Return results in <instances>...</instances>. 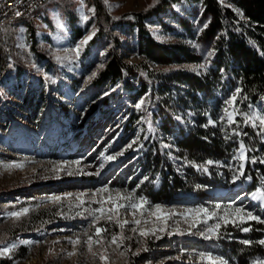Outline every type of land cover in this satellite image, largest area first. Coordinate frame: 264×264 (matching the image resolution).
<instances>
[{"label":"trees","instance_id":"trees-1","mask_svg":"<svg viewBox=\"0 0 264 264\" xmlns=\"http://www.w3.org/2000/svg\"><path fill=\"white\" fill-rule=\"evenodd\" d=\"M82 1L90 11L83 24L74 0H45L44 11L40 10L42 6L37 10L45 13L43 22L49 31L54 28L46 12L51 6H56L66 24L64 42L68 49L63 55L70 54V58L62 62L47 47L52 43L50 34L38 33L33 19L21 20L26 25V52L17 45L18 21L0 29V101L14 103L22 113L47 97L51 88L55 95L57 87L69 84L79 95L77 85L82 69H87L86 60L92 48L103 42L105 62L86 87H102L107 93L99 99L96 110L126 93L130 121L139 127L131 152L137 154L148 177L147 194L151 199L167 200L179 195L202 199L209 195L208 190L233 191L236 180L246 194L257 188L264 193V135L252 126L259 123L255 120L257 114L264 115V0H156L142 11L122 14H109L101 0ZM196 6L211 17V30L218 31L208 64H203L188 44L161 41L151 28L158 23L164 31H171L174 26L166 19L180 20L182 12ZM182 23L190 35L188 21L182 19ZM89 30L95 35L77 56L71 50ZM124 47L137 58L135 62L123 58ZM200 64L205 67L197 68ZM33 80L37 81L35 85ZM236 89H240L235 104L239 113L235 123L228 124L226 117L218 120L217 114ZM141 99L145 103L138 109L135 105ZM207 114L215 125L208 123ZM245 117L251 118L247 124ZM241 141L247 157L242 169ZM209 160L213 162L210 165ZM247 178L250 181L245 183ZM154 182L160 183L156 190ZM81 207L61 202L38 209L21 223L5 228L4 236L15 239L67 222ZM245 226L251 227L248 233L227 226L219 229V238L213 239L221 243L224 256L237 264L264 256V245L259 243L264 239V223L251 221ZM231 232L233 238L228 240L226 235ZM245 240L250 243L245 244ZM27 254L28 247L23 245L13 251L18 259ZM0 264H11V260L0 258Z\"/></svg>","mask_w":264,"mask_h":264},{"label":"rangeland","instance_id":"rangeland-1","mask_svg":"<svg viewBox=\"0 0 264 264\" xmlns=\"http://www.w3.org/2000/svg\"><path fill=\"white\" fill-rule=\"evenodd\" d=\"M101 1L109 14H122L142 11L156 0ZM74 6L83 24L84 17H88L90 11L86 10L82 0H74ZM45 8L46 3L40 10L44 11ZM187 10L181 13L180 20L175 17L166 19L167 23L174 26L173 30L164 31L155 23L151 26L152 32L161 41L188 44L201 62L208 64L214 53L218 31L211 30V17L201 6ZM46 12L53 20V30L46 29L43 22L44 12H38L33 20L37 24L38 33L50 34L52 43L47 47L62 62L68 59L65 56L70 57V54L63 55L68 49L64 42L68 30L56 6H51ZM182 19L188 21L190 35L183 27ZM24 23L25 21L17 22L16 36L19 49L26 52L28 46ZM204 24H207L206 28ZM90 34L91 30L82 39ZM105 52L106 46L103 42H98L92 48V55L86 60L87 69H82V78L77 85L79 95L69 84L57 87L55 95L51 88L47 97L22 113L17 111L14 103L0 101V241L3 242L0 243V248L7 246L10 249L8 255L0 258L10 259L11 264H209L207 260L199 259V253H205L221 257L229 264H237L224 256L221 243L213 240L217 236L205 239L198 232L219 222L220 228L231 226L239 229L241 233H248L249 231L244 232L242 229L251 228L245 226L251 220H247L245 216L244 221H241L240 216L244 214H237L235 208L251 211L262 219L264 202L251 197L261 188L246 194L243 185L236 180L237 186L233 191L208 190L209 195L202 199L192 195H180L176 199L159 201L151 199L147 194L150 182L145 179L147 175L138 163L137 154L131 152L132 144L139 136V127L130 121L131 109L128 107L126 93L118 101L111 100L108 106L96 110V104L106 91L102 87H86L92 73L97 74L101 65L103 66ZM209 52L212 53L211 56L208 55ZM121 54L130 62L137 60L129 48L124 47ZM36 82L33 80L32 84L35 85ZM63 106L66 108L63 109ZM224 107L225 104L217 114L218 120L224 116ZM236 116L235 114L234 119ZM207 118L208 121L213 120L210 114H207ZM107 156H114L115 159L107 160ZM239 162L244 167L246 160L239 159ZM249 181L247 178L245 183ZM159 185V182H154V189H158ZM102 188H107L108 191L99 192ZM68 193L73 195L68 196ZM81 193L85 195L77 199ZM128 194L133 195L136 200L143 197L148 201L142 210L143 215L137 211L135 218L141 220L139 229H156L155 233L149 231L147 236L142 237L139 230L131 231L136 225L130 223L121 230L118 224L106 223L102 217L96 227H106L109 231L102 233V246L93 244L92 251L97 253L93 256L84 244L87 240L84 232L87 230L88 235H92L94 231L89 228L92 222L91 210L102 205L107 209L114 203L126 204L128 201L120 200L118 196ZM53 196H59L61 200L54 202L48 199ZM81 201L84 203L81 204ZM61 202L82 207L67 222L54 223L37 233L19 235L15 239L9 240L4 236L5 228L21 223L30 213ZM155 205L161 206L159 212L155 210ZM216 205H220L219 210ZM229 205L232 207L229 208ZM200 207L207 208L209 212L217 211V216L209 219L206 225L201 223L198 228H190L191 223L206 219L202 213L187 211ZM24 208L29 211L19 218L8 215L11 212H22ZM173 210L175 214H172ZM131 211L121 208L118 218L121 221H131ZM221 216H225L230 222L225 225L219 220ZM145 220L147 223H144ZM161 228L164 231H160ZM121 231L125 239L118 241L120 247L110 244L111 235H119ZM226 236L231 240L233 233ZM77 237L81 244L73 246L69 243L70 239L75 240ZM22 241L33 243H21ZM19 245L28 247V254L24 259L13 256V251ZM100 254L106 255L108 259L101 260ZM256 260H264V256L252 257L247 264H253Z\"/></svg>","mask_w":264,"mask_h":264},{"label":"snow or ice","instance_id":"snow-or-ice-1","mask_svg":"<svg viewBox=\"0 0 264 264\" xmlns=\"http://www.w3.org/2000/svg\"><path fill=\"white\" fill-rule=\"evenodd\" d=\"M106 2H107V0H106ZM15 15L16 16H20L21 13L19 11H17L15 13ZM84 20H88V17L85 16ZM204 27L206 28L207 24H204ZM93 35H95V32H93L91 35H88L87 37L82 39L76 45V47L74 49H72L71 51H73L78 56L80 51L82 50L83 46L88 44V42L92 39ZM196 47H198V45H196ZM208 55L211 56L212 53L209 52ZM64 58L67 59V58H70V57L65 56ZM58 59H61V58L58 57ZM101 67H102V65H101ZM196 67L202 69V68L205 67V65L200 64V65H198ZM95 75H96V73L93 72L92 75L89 77V80H91ZM239 92H240V89H236L235 92L231 95V97L224 101V104H225V107L223 108L224 116L221 117V119H224L226 117L228 124L235 123L234 115L239 113V109H237L235 107ZM105 95H107V93H105ZM144 103H145V101L143 99H141L135 105V107L139 109V108L142 107V105ZM249 107H251V105H249ZM230 108L232 109L231 111L229 110ZM241 115H243V114H241ZM250 119H251L250 117H245L244 123L247 124ZM255 120H257L259 123L258 124L253 123L252 126L259 128V133L258 134L264 135V115L257 114L256 117H255ZM208 123L210 125H215L216 121H213V120L210 119L208 121ZM235 134L236 135H240V133H238V132L235 133ZM244 135H247V133H244ZM129 147H131V145H129ZM165 147H167V146L165 145ZM239 151H240L239 159L240 160H246L247 157L244 154L245 153V144L242 141L239 144ZM120 154H122V153H120ZM106 159L107 160H113V159H115V157L114 156H107ZM253 162H255V161H253ZM212 163L213 162L211 160L207 161V164H209V165L212 164ZM261 163H264V161H261ZM14 166L15 167H19L20 165H14ZM9 167H12V166H9ZM101 167H102V165H101ZM240 168L241 169L243 168V164L240 165ZM204 171H207V168H204ZM240 175H243V172H240ZM235 178L236 177H234V179ZM145 179H147V177H145ZM98 191L99 192H107L108 189L107 188H102V189H99ZM67 195L68 196H72L73 194L68 193ZM83 195H85V194L84 193L79 194L77 196V199H79L80 196H83ZM93 195H95V193H93ZM253 198L258 200V201H264V193L253 194ZM48 199H50V200H52L54 202H58V201L61 200V197L53 196V197H49ZM118 199L127 200L128 203H126V204L114 203L112 205V207H109L107 209L104 208L103 205H102L99 208L91 210L92 222L89 225V228L94 229V231H93L92 235H88V231L87 230L84 232V235L87 236V240L84 241V244L87 246L88 251L93 256L97 255L96 252L92 251L93 244H97V245H101L102 246L103 240H104V237L102 236V233H107L109 231V229H107L106 227H96V224L102 219V217L105 219L106 223H113L114 222V223L118 224L121 230H123L125 225H128L130 223L134 224L137 227H133L131 229V231L132 232H137L139 230V235L142 236V237L147 236L149 234V231H151L153 234L156 231V229H151L149 231H145L143 229H139L138 228V226L141 224V220L140 219H136L135 216H136V212L137 211H140L141 215H143V211L142 210H143L144 206L146 204H148V201L145 198L140 197L138 200H136V198L133 195L128 194V195H125V196H118ZM110 200H111V198H109V201ZM83 203H84V201H81V204H83ZM228 207L231 208L232 205H229ZM121 208H124L126 210H129V209L132 210L131 211V215L133 216V219L131 221H129L127 219L121 221L118 218L119 217V210ZM154 208H155V210L157 212H159L161 206L160 205H155ZM219 208H220V205H216V209L219 210ZM28 211H29V209L24 208L22 210V212H11L8 215L11 216V217L19 218L21 215L28 213ZM187 211L189 213H191V212H195V213H198V214L202 213L206 217V219H202V220H199L197 222L191 223L189 225L190 228H198L199 224H201V223L206 225L209 219H213V218H215L217 216V211L209 212V210L207 208H204V207H200V208H196V209H188ZM235 212L237 214H241V213L244 214V215L240 216L241 221H244L245 216H246L247 220L257 221L259 223H264V220H261V218L259 216H257V215H253L251 211H246L243 208L236 207L235 208ZM96 213H100V215H96ZM106 213H107V215H105ZM154 214L155 213H153V215ZM172 214H175L174 210H173ZM114 217H115V219H114ZM219 220L223 221V223L225 225H227L230 222L225 216L219 217ZM231 222H234V221H231ZM144 223H147V221L145 220ZM220 227H221L220 223L217 222L215 225L208 226L206 229L200 230L198 232V234L200 236H202L203 238H205V239H212L213 236H217L219 238V236H220V232H219ZM159 230L160 231H164L163 228H161ZM250 230L251 229L249 227H245V228L242 229V231H244V232H248ZM169 234H171V233H169ZM93 237H96V239L94 240ZM123 239H125V237L123 236V231H121V233L119 235L112 234L109 243L110 244H116L117 247H120V243H118V241L122 242ZM127 239H131V237H127ZM0 243H3V242L0 241ZM21 243H33V242L32 241H22ZM36 243H39V242H36ZM69 243H71L73 246H75V245L81 244V240H80L79 237H77L75 240H71L70 239ZM244 243L245 244H249L250 241L245 240ZM259 243L261 245H264V240H260ZM12 247H15V245H12ZM9 251H10V249L7 246H5L3 248H0V256L8 255ZM72 254H74V253H69V255H72ZM99 258L101 260H107L108 259V257L106 255H103V254H100ZM199 259L200 260H207L209 262V264H229V262L227 260H224L221 257H213L212 255H206L205 253H199ZM253 264H264V260H256V261L253 262Z\"/></svg>","mask_w":264,"mask_h":264},{"label":"built area","instance_id":"built-area-1","mask_svg":"<svg viewBox=\"0 0 264 264\" xmlns=\"http://www.w3.org/2000/svg\"><path fill=\"white\" fill-rule=\"evenodd\" d=\"M40 0H0V29L9 24L15 13H28V7Z\"/></svg>","mask_w":264,"mask_h":264},{"label":"bare ground","instance_id":"bare-ground-1","mask_svg":"<svg viewBox=\"0 0 264 264\" xmlns=\"http://www.w3.org/2000/svg\"><path fill=\"white\" fill-rule=\"evenodd\" d=\"M44 2H45V0H40V1L36 2L35 5H31L30 7H28V13H21L20 16H16L15 15L14 17L10 18L9 19V24L11 22H13V21H21V20H25V19H28V18L35 19L37 17V14H38L37 10L39 9L40 6L43 5ZM260 193H262V192L259 189L257 192H255L253 194H260ZM253 194L251 196L252 199H254L253 198ZM254 200H256V199H254ZM262 202H264V201H262Z\"/></svg>","mask_w":264,"mask_h":264},{"label":"water","instance_id":"water-1","mask_svg":"<svg viewBox=\"0 0 264 264\" xmlns=\"http://www.w3.org/2000/svg\"><path fill=\"white\" fill-rule=\"evenodd\" d=\"M178 196L174 197V199H176Z\"/></svg>","mask_w":264,"mask_h":264}]
</instances>
